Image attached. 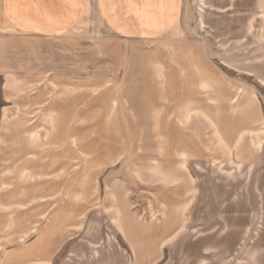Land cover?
Listing matches in <instances>:
<instances>
[{"label":"rangeland","instance_id":"374dc122","mask_svg":"<svg viewBox=\"0 0 264 264\" xmlns=\"http://www.w3.org/2000/svg\"><path fill=\"white\" fill-rule=\"evenodd\" d=\"M99 6L0 0V264H262L264 0L143 37Z\"/></svg>","mask_w":264,"mask_h":264},{"label":"crops","instance_id":"0c3cea01","mask_svg":"<svg viewBox=\"0 0 264 264\" xmlns=\"http://www.w3.org/2000/svg\"><path fill=\"white\" fill-rule=\"evenodd\" d=\"M41 0H4L1 15L7 23L17 22L31 31L45 30L46 10ZM103 20L116 33L124 37H143L166 32L173 26L182 7V0H98ZM41 9L42 14L33 13ZM12 28V27H11ZM264 264V235L262 236ZM256 262V258L253 259ZM260 263V262H259ZM257 263V264H259Z\"/></svg>","mask_w":264,"mask_h":264}]
</instances>
